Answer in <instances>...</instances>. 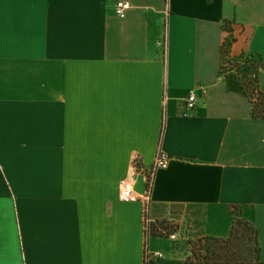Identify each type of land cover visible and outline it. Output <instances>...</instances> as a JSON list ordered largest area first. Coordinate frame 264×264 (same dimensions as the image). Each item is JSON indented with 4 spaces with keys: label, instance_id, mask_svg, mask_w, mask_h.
<instances>
[{
    "label": "crops",
    "instance_id": "crops-1",
    "mask_svg": "<svg viewBox=\"0 0 264 264\" xmlns=\"http://www.w3.org/2000/svg\"><path fill=\"white\" fill-rule=\"evenodd\" d=\"M118 1L0 0V264H182L230 235L232 206L264 264V119L220 75L227 20L232 54L264 61V0ZM159 149L147 216L179 228L146 245L119 188L143 191Z\"/></svg>",
    "mask_w": 264,
    "mask_h": 264
},
{
    "label": "trees",
    "instance_id": "trees-1",
    "mask_svg": "<svg viewBox=\"0 0 264 264\" xmlns=\"http://www.w3.org/2000/svg\"><path fill=\"white\" fill-rule=\"evenodd\" d=\"M224 29L228 32L221 46L220 75L227 83L229 90H234L247 96L252 103V114L255 118L264 119V91L260 86V69L264 66V61L259 53L247 54L241 52L238 55L232 54V46L236 40L231 21L224 23ZM257 57V58H256ZM225 62L232 65L228 70L236 73L225 76ZM237 74H241L238 76ZM231 211L234 214L233 225L230 235L226 238L205 236L192 240L191 255L182 264H257L261 260V245L259 240V231L257 227L248 219L241 216V208L232 206ZM150 230H146V245L150 235H169L177 231L179 224L169 220H155L151 222ZM246 233L254 234L256 253L254 259L249 261L236 247V241L242 239ZM205 253V254H203ZM154 260L149 264H153ZM144 264H147L144 262Z\"/></svg>",
    "mask_w": 264,
    "mask_h": 264
},
{
    "label": "built area",
    "instance_id": "built-area-1",
    "mask_svg": "<svg viewBox=\"0 0 264 264\" xmlns=\"http://www.w3.org/2000/svg\"><path fill=\"white\" fill-rule=\"evenodd\" d=\"M130 3L124 0L118 1L116 4V12L118 14L123 13L128 7ZM197 105V96L196 93L191 90L189 95L185 100L184 107L187 110H192ZM184 115H188V112H184ZM169 155L163 149H159L157 152L155 161L153 165L145 172V188L143 191H138L135 186V178H127L121 181L120 188H119V199L123 202H138L141 201L144 205V212L146 216V226L147 230H150L151 222L147 216V213L150 208V203L152 201L153 195V178L158 170L167 168L169 166ZM140 168L138 162L135 163V169ZM177 231H173L169 234L171 237L176 236ZM162 253H152L149 250L145 252V262L149 264L151 261H155L157 257H161Z\"/></svg>",
    "mask_w": 264,
    "mask_h": 264
},
{
    "label": "rangeland",
    "instance_id": "rangeland-1",
    "mask_svg": "<svg viewBox=\"0 0 264 264\" xmlns=\"http://www.w3.org/2000/svg\"><path fill=\"white\" fill-rule=\"evenodd\" d=\"M246 53L249 55L253 52H246ZM234 55H238V54H234ZM224 66H225V69H224L225 76H230V74L237 72L235 67H233L234 68L233 71L228 70V68H230L232 66V65L228 64V62H225ZM237 75L241 76V74H237ZM253 237H254V234L248 235L246 233V235H244V237L242 239H239L236 241V244L238 245L236 248L242 252L243 256L245 258H247L248 261L250 259H254V256H256L255 255L256 253L254 252V248L256 247V245H255ZM203 254H205V253H203Z\"/></svg>",
    "mask_w": 264,
    "mask_h": 264
}]
</instances>
